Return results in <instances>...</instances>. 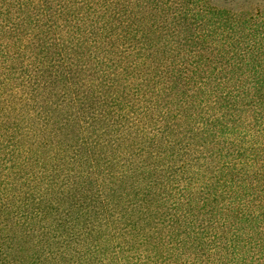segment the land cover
Masks as SVG:
<instances>
[{
    "label": "trees",
    "instance_id": "1",
    "mask_svg": "<svg viewBox=\"0 0 264 264\" xmlns=\"http://www.w3.org/2000/svg\"><path fill=\"white\" fill-rule=\"evenodd\" d=\"M3 61L0 264H264V0H0Z\"/></svg>",
    "mask_w": 264,
    "mask_h": 264
},
{
    "label": "rangeland",
    "instance_id": "2",
    "mask_svg": "<svg viewBox=\"0 0 264 264\" xmlns=\"http://www.w3.org/2000/svg\"><path fill=\"white\" fill-rule=\"evenodd\" d=\"M2 63L6 66L2 68L3 74L0 76L3 81L2 83H6V86L2 88V95L13 103H17L21 92L18 86L21 79L20 76L17 75V72L13 69L17 68L18 64H10L7 61H3Z\"/></svg>",
    "mask_w": 264,
    "mask_h": 264
}]
</instances>
